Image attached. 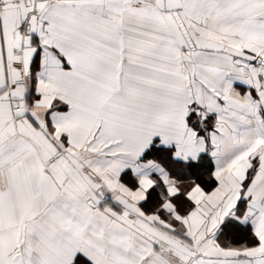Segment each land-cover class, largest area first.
<instances>
[{"label": "snow or ice", "instance_id": "1", "mask_svg": "<svg viewBox=\"0 0 264 264\" xmlns=\"http://www.w3.org/2000/svg\"><path fill=\"white\" fill-rule=\"evenodd\" d=\"M0 264H264V0H0Z\"/></svg>", "mask_w": 264, "mask_h": 264}]
</instances>
